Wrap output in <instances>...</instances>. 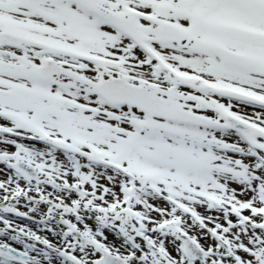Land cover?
Returning a JSON list of instances; mask_svg holds the SVG:
<instances>
[{"label": "snow or ice", "instance_id": "obj_1", "mask_svg": "<svg viewBox=\"0 0 264 264\" xmlns=\"http://www.w3.org/2000/svg\"><path fill=\"white\" fill-rule=\"evenodd\" d=\"M0 264H264V0H0Z\"/></svg>", "mask_w": 264, "mask_h": 264}]
</instances>
